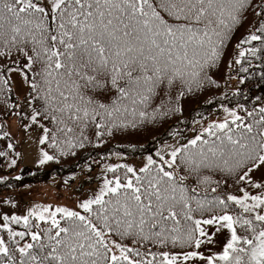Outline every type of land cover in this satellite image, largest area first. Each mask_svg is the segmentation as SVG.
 Returning a JSON list of instances; mask_svg holds the SVG:
<instances>
[{"label": "snow or ice", "instance_id": "1", "mask_svg": "<svg viewBox=\"0 0 264 264\" xmlns=\"http://www.w3.org/2000/svg\"><path fill=\"white\" fill-rule=\"evenodd\" d=\"M249 11L257 20L233 47L228 79L259 67L264 82V0H0V91L10 95L19 73L25 127L42 133L39 164L58 162L219 88L214 73ZM251 104L221 102L211 120L197 112L190 137L172 128L176 143L139 166L105 163L94 177L93 159L84 175L95 186L73 206L0 212V264H264V177H254L264 170V94ZM15 149L0 151L12 153L10 168Z\"/></svg>", "mask_w": 264, "mask_h": 264}, {"label": "trees", "instance_id": "2", "mask_svg": "<svg viewBox=\"0 0 264 264\" xmlns=\"http://www.w3.org/2000/svg\"><path fill=\"white\" fill-rule=\"evenodd\" d=\"M253 15V22L250 28L255 24L257 17ZM249 28V29H250ZM244 32L239 35L238 40L243 36ZM237 40V41H238ZM13 59H16L14 56ZM23 62V61H21ZM4 61L0 60V64ZM261 61L253 60V65H259ZM247 66V65H245ZM223 67H227V63L220 65L219 70L214 73V78L218 81L220 87H209L208 89L198 92L195 95L187 96L181 103L183 107V113L175 116H170L164 120H158L156 123H148L139 129H129L125 132H116L112 137H106L107 143L100 148H94L91 145L83 150H78L75 156L60 157L58 162L54 161L50 166L38 167V168H23L21 171V179H7L6 182L0 181V187L20 186L26 182L42 181L47 176L61 175L74 171L75 168L87 161L96 159L101 160L102 156H107L111 153H126V154H145L150 149H155L160 142L169 139L171 136L168 132L172 128H179L183 130L191 125V121L195 119L196 113H207L212 108L219 106L222 102L228 106H235L237 102L245 103L251 107V101L256 95L264 94V82L259 78V67H252L248 73H239V75L246 76L247 79L240 87L242 95L233 96L232 93H228V100H217L215 98L223 97L224 94H219L222 88ZM219 73V74H218ZM234 93V92H233ZM11 94L8 95L3 91H0V115L3 111H9V109L2 110L3 105L9 100ZM247 96V100H245ZM213 99L212 104H208L207 101ZM1 119V118H0ZM51 153L52 150H51ZM56 154V153H53ZM58 155V154H56ZM1 161V158H0ZM0 166L2 164L0 163ZM30 175V176H29ZM10 185V186H9Z\"/></svg>", "mask_w": 264, "mask_h": 264}, {"label": "rangeland", "instance_id": "3", "mask_svg": "<svg viewBox=\"0 0 264 264\" xmlns=\"http://www.w3.org/2000/svg\"><path fill=\"white\" fill-rule=\"evenodd\" d=\"M247 15V21L239 29L238 35L234 36L232 43L229 45L230 47L234 46L235 40L243 31H245L247 26L250 24L251 15L250 13H248ZM229 56L230 54H228L226 57ZM11 79L16 82V92L20 100V107L23 110L24 115L23 125L20 124L18 117H12L8 121V133L17 144V152L21 153V156L17 159V164L15 166L17 169H20L22 165L37 166L40 165L39 159L41 146L39 145L38 141L42 133L36 126L25 127L26 125L31 123V121L27 118V114L30 113L31 110L25 100V86L21 82L19 73H13ZM239 82L240 81L237 78L229 80L228 83L224 86L223 92L233 91L238 87ZM223 115V111L218 108L211 111L205 116L211 120L222 117ZM196 127L199 126L196 125ZM191 128L189 131L185 132L186 136L190 137L192 135ZM165 143L174 144L176 143V140L171 139ZM165 143H163L162 145H164ZM11 156L12 154H9V157H6L7 166L9 164V159ZM144 156L146 155H110L108 159L93 165V176L95 177L101 174L105 163L111 164L127 162L139 166L141 165ZM123 157H126V159H123ZM87 163H85L77 172L73 174L62 177L55 176L49 178L43 183L27 185L24 187L0 192V212L6 211L15 214H25L30 207L36 204L73 206L75 201L86 196L88 194V190L94 188L95 186V180H93V182L89 184L84 175V173L87 171ZM11 175L12 174H7V176ZM254 177L256 179H261L262 177H264V170L256 172L254 174ZM8 199H11L13 201L15 207L4 204V201ZM16 227L19 228V226Z\"/></svg>", "mask_w": 264, "mask_h": 264}]
</instances>
